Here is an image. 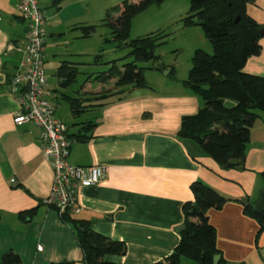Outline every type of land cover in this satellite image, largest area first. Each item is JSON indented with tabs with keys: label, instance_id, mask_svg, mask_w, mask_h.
<instances>
[{
	"label": "crops",
	"instance_id": "0c3cea01",
	"mask_svg": "<svg viewBox=\"0 0 264 264\" xmlns=\"http://www.w3.org/2000/svg\"><path fill=\"white\" fill-rule=\"evenodd\" d=\"M53 1L39 0L46 18L45 67L52 65L57 71L63 63H70L77 65L80 74L88 56L87 42L94 35L85 39L82 32L91 24L86 21L90 7L106 1L102 10L107 12L109 0H65L59 9ZM18 3L0 0V260L12 250L22 264H85L73 228L45 205L53 169L44 157L41 130L14 123L19 105L10 84L24 64L27 50L26 23L20 18ZM247 13L264 27V0L248 5ZM260 42L261 54L250 58L244 71L264 77V38ZM146 70L164 75L152 67ZM170 71L163 78L153 76L155 81L147 78L150 88H128L123 96L114 95L115 85L110 84H116L115 80L98 83L95 91L84 85L78 93V99L91 98L85 104L94 107L86 108L79 118L71 111L79 122L74 123L75 133L65 123L69 134L80 133L82 124L95 127L86 133L90 137L86 142L73 138L68 161L81 167L105 166L107 175L97 186L81 191L82 210L73 218L126 244L125 255L107 256L106 261L155 264L179 244L182 207L194 200L191 185L200 181L228 200L221 210L208 212L221 259L227 264H264V230L258 236L259 223L244 213L245 206L255 207L264 190V112H258L251 130L244 166L222 168L198 143L179 137L183 117L197 114L205 103L183 85L186 79L176 80V73L170 75ZM60 84L59 79L62 91L46 85L44 98L51 103L52 99L65 101L68 95L63 91L69 87ZM106 85L110 87L106 89ZM107 91L114 94L97 100ZM54 107L62 121L57 116L59 107ZM180 264L198 263L182 259Z\"/></svg>",
	"mask_w": 264,
	"mask_h": 264
},
{
	"label": "trees",
	"instance_id": "16d2710c",
	"mask_svg": "<svg viewBox=\"0 0 264 264\" xmlns=\"http://www.w3.org/2000/svg\"><path fill=\"white\" fill-rule=\"evenodd\" d=\"M64 1L54 0L53 6L59 9ZM256 1L190 0V12L183 19L185 27H200L203 30L213 45L214 54L210 55L203 50L194 53L192 68L183 85L199 95L205 104L197 114L183 117L178 135L198 143L206 154L225 169L244 166L251 130L258 119V112H264V77L244 71L248 60L262 52L260 41L264 38V27L247 13L248 5ZM163 3L164 0H124L121 5L107 11L104 22L111 30L116 48H130L129 57L133 61L123 66L113 61L108 71L97 73L95 81L100 84L116 81V93H112L113 90L104 92L97 100L103 101L112 94L123 96L128 88H150L145 78L147 68L137 63L160 61L161 57L156 54V50L166 44L169 35L160 32L130 40L131 29L137 15ZM96 30V26L83 27V37L90 38ZM102 59L103 55L97 56L95 64H99ZM152 69L162 73L166 71L164 65L153 66ZM171 69L170 75H174L175 69ZM78 75L79 70L75 64L63 63L57 70L62 88L72 86ZM64 100L76 118L86 112V108L94 107L85 104L90 103L91 98L65 96ZM220 100L235 105L227 108ZM93 127L95 125L92 123L82 124L80 133L71 137L76 138L75 141L86 142L90 139L86 133L91 132ZM191 191L194 200L184 203L182 207L185 229L180 232V242L168 257L155 264H180L182 259L198 264H214V257L221 255L217 247V232L210 223L208 212L221 210L228 200L200 181L192 183ZM244 213L259 223V236L264 230V213L257 212L253 205L245 206ZM62 220L73 228L85 264H116L105 258L126 254L127 246L124 242L95 232L90 223L70 216H64ZM0 264H22V259L10 250L2 256ZM52 264L75 263L63 261ZM220 264L227 263L221 259Z\"/></svg>",
	"mask_w": 264,
	"mask_h": 264
},
{
	"label": "built area",
	"instance_id": "2783aa9c",
	"mask_svg": "<svg viewBox=\"0 0 264 264\" xmlns=\"http://www.w3.org/2000/svg\"><path fill=\"white\" fill-rule=\"evenodd\" d=\"M18 12L26 23L27 50L26 60L10 84L19 105L14 123L17 126L33 125L41 130L44 157L53 169V185L45 205L56 210L61 218H73L82 210L81 191L100 184L107 175V169L101 165L81 167L69 163L75 140L71 138L67 125L56 117L54 105L44 98L48 81L44 12L39 0H19Z\"/></svg>",
	"mask_w": 264,
	"mask_h": 264
},
{
	"label": "rangeland",
	"instance_id": "374dc122",
	"mask_svg": "<svg viewBox=\"0 0 264 264\" xmlns=\"http://www.w3.org/2000/svg\"><path fill=\"white\" fill-rule=\"evenodd\" d=\"M108 2L109 9H111L121 5L124 0H109ZM106 4L107 2L104 1L99 2L98 5V1H96L90 7V14H88L89 17L86 18V21H91V24L87 26H96L97 30L89 43L87 42L86 51L88 56H85L83 60L85 64L80 69L81 73L77 81L63 91L70 97L78 98V93L82 92L84 85H91L93 88L91 91H95L98 88L97 86L100 85L95 81L97 73L108 71L113 61H118L120 66L133 61V58L129 57L130 48L126 46L122 49L116 48L117 44L113 41L111 30L103 21L107 12L102 9L106 7ZM189 12L190 0H164L162 5H154L133 19L130 40L160 32L169 35L166 44L156 50V54L161 57V60L137 63L140 67L149 69L153 66L164 65L166 67V71L163 73L165 76L171 68H174L176 80H187L192 68V58L197 50H203L210 55L214 54L213 45L205 37L200 27H185L183 19L188 16ZM99 55H103V59L99 64H95V58ZM52 67V65L45 67L48 76L47 87L49 89H57L59 87V78L57 77V71ZM164 75H157L151 70L145 71V78L148 84L150 83L147 78L150 81H155L157 77L153 76L163 78L161 76ZM112 84L115 85L111 83L110 86ZM110 86L106 85L105 88L108 89ZM58 90L62 91L63 89L58 88ZM52 100L54 101L52 103L59 107L57 116L69 126L70 133H75L74 123L78 120L72 117L69 104L61 100ZM88 117L90 116L88 115ZM81 121H85V117H82Z\"/></svg>",
	"mask_w": 264,
	"mask_h": 264
},
{
	"label": "water",
	"instance_id": "95a60500",
	"mask_svg": "<svg viewBox=\"0 0 264 264\" xmlns=\"http://www.w3.org/2000/svg\"><path fill=\"white\" fill-rule=\"evenodd\" d=\"M262 33H264V32H262ZM29 87H30V85L28 84V85H27V89H28V91H29V89H30ZM220 103L224 104L225 107H227V108H231V107H233V106L235 105V104L232 103V102L224 101V100H220ZM242 203H243L244 205H247V204H248L247 200H243ZM255 210H256L257 212H259V213H264V190H263V192L261 193V196H260L259 201L255 204ZM184 229H185L184 226H182L181 228H179V232H182ZM220 261H221V256H220V255H216V256L214 257V264H220Z\"/></svg>",
	"mask_w": 264,
	"mask_h": 264
}]
</instances>
